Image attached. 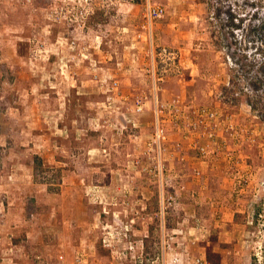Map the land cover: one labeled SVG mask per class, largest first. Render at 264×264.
Listing matches in <instances>:
<instances>
[{
  "label": "rangeland",
  "instance_id": "374dc122",
  "mask_svg": "<svg viewBox=\"0 0 264 264\" xmlns=\"http://www.w3.org/2000/svg\"><path fill=\"white\" fill-rule=\"evenodd\" d=\"M0 264H264V0H0Z\"/></svg>",
  "mask_w": 264,
  "mask_h": 264
},
{
  "label": "built area",
  "instance_id": "2783aa9c",
  "mask_svg": "<svg viewBox=\"0 0 264 264\" xmlns=\"http://www.w3.org/2000/svg\"><path fill=\"white\" fill-rule=\"evenodd\" d=\"M149 12H150V16H151V17L159 18V17L162 16V14H163V12H164V8L161 7V6L153 7V8H151V9L149 10ZM207 114H211L212 116L214 115L213 112H210V113L208 112ZM159 131H160V132L158 133V136H160L162 130H159Z\"/></svg>",
  "mask_w": 264,
  "mask_h": 264
}]
</instances>
